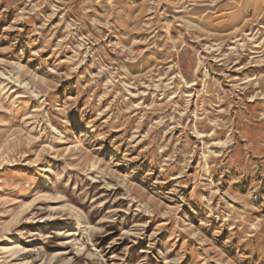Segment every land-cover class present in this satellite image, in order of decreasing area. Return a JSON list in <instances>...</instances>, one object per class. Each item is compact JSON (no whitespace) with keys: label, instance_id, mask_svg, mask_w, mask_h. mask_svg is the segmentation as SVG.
<instances>
[{"label":"rangeland","instance_id":"374dc122","mask_svg":"<svg viewBox=\"0 0 264 264\" xmlns=\"http://www.w3.org/2000/svg\"><path fill=\"white\" fill-rule=\"evenodd\" d=\"M0 264H264V0H0Z\"/></svg>","mask_w":264,"mask_h":264}]
</instances>
